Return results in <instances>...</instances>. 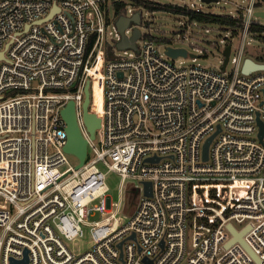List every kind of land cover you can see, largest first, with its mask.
<instances>
[{
  "label": "built area",
  "instance_id": "built-area-1",
  "mask_svg": "<svg viewBox=\"0 0 264 264\" xmlns=\"http://www.w3.org/2000/svg\"><path fill=\"white\" fill-rule=\"evenodd\" d=\"M121 1L0 0V264H264V75L241 72L259 1L236 5L241 42L230 60L226 39L237 34L224 31L219 68L168 56L146 28L145 9L127 3L113 15ZM171 4L207 12L195 0ZM137 13L139 23L120 32L117 19ZM135 28L136 47L118 49ZM96 74L100 126L90 139L82 104L89 82L93 112ZM70 101L88 141L78 169L64 151L61 111ZM98 163L120 177L117 203ZM128 181L137 182L130 216L123 214ZM210 187L218 195L225 189V200L205 194V204L192 202L197 188ZM229 226L245 230L253 255L238 241L229 245ZM85 228L91 246L74 253L67 242Z\"/></svg>",
  "mask_w": 264,
  "mask_h": 264
},
{
  "label": "rangeland",
  "instance_id": "rangeland-1",
  "mask_svg": "<svg viewBox=\"0 0 264 264\" xmlns=\"http://www.w3.org/2000/svg\"><path fill=\"white\" fill-rule=\"evenodd\" d=\"M160 3H172L173 0H154ZM220 0L218 3H202L200 0H195V4H203V9L207 12L216 14V15H229L233 16L236 13V5H247V1L244 0ZM259 2L256 5L257 10L264 11V1L258 0ZM145 19H149V25H146V28L149 30L150 35L156 39H166L168 43H163L165 45L161 46V49H164L168 46L172 48H183L189 54H197L199 57L192 61L190 56L180 57V61L183 62L185 66L192 64H201L205 67H214L219 68V60L222 58V48L223 44H219L220 39H223L225 32L219 29L217 25L213 24H203V23H188L185 18H179L174 15L155 12L148 13L145 15V12H142ZM262 25H264L263 18H256ZM140 31L145 33V25L142 24L139 26ZM227 43H231L232 52L230 55V60L236 56L237 49L241 42L240 33L233 37H228L226 39ZM210 43H216L220 46H212ZM203 51V53H199ZM115 52H121L120 50H115ZM243 57L250 58L256 62L264 63V39L254 36L247 35L244 40L243 47ZM234 64L230 63L227 66L226 74L230 73L233 70ZM254 75H264V71H259L254 73ZM94 86V103H93V114L97 116L101 109V77L98 74L95 76V83H92ZM91 84V85H92ZM92 94V87H90ZM93 96V95H92ZM98 117V116H97ZM96 139L99 141V134ZM98 145V143H97ZM89 156L92 157L91 150ZM70 161L73 163L76 161V158L73 155H69ZM98 167L105 173V183L109 189L108 196L111 199L112 203H117L121 199L122 195H119V184L120 177L112 172L107 171L106 168L101 164H97ZM137 182L128 181L126 183V193L123 196V207L124 215H131V211L134 209V204L136 201L137 193L134 191V185ZM108 199V203H110ZM99 217L96 216L93 220H97ZM85 234L82 238L67 242L68 247L77 254L84 253L91 246V239L88 232V229H84Z\"/></svg>",
  "mask_w": 264,
  "mask_h": 264
},
{
  "label": "water",
  "instance_id": "water-1",
  "mask_svg": "<svg viewBox=\"0 0 264 264\" xmlns=\"http://www.w3.org/2000/svg\"><path fill=\"white\" fill-rule=\"evenodd\" d=\"M264 1V0H263ZM204 2L209 3L210 0H204ZM254 16L257 18H263L264 19V11H260L257 10L254 13ZM132 21L135 23H139L140 21V17L139 14H135L133 17H120L119 19H117L116 21V26L119 29L120 32L123 31L124 27L128 25V23ZM139 37V30L135 28L134 32H133V36L130 39H126L125 37H122V39L116 44V47L118 49H124V48H135V40ZM229 53H230V45H227L223 51V55H224V61L223 64L221 65V69L224 70L225 66L228 62V58H229ZM166 54L168 56H170L171 58H177L178 56H182V57H186L187 56V51L183 48H172L170 46L166 47ZM192 56V55H191ZM3 57V53L0 52V58ZM258 71H264V64H259L256 63L255 61H253L250 58H245L242 68H241V72L243 74H249L252 72H258ZM89 82L86 83L85 87H84V99H83V104H82V111H83V123L89 133V137L90 139H93L95 136V130L97 128H99L100 126V119L98 117H96L95 114L90 113L88 111V105L90 102V98H89ZM61 117L64 120L65 124H66V144L64 147V151L68 154L73 155L76 158V165L75 168L78 169L81 166H83L84 161L86 159L87 156V139L83 137L79 126H78V122L76 119V114H75V108H74V102L70 101L65 108L61 111ZM258 124L260 126L261 129V135L263 134V125L260 121H258ZM211 140L208 139L207 142L204 145V149H203V158L206 159L207 158V147L209 144V141ZM145 195H150V183H145ZM230 231L233 233V239L230 241L229 245L235 241H238L240 243H242L244 246L245 244L242 241V235L244 233V231L237 233L231 226H229ZM246 247V246H245ZM246 249L249 251L250 254H252L250 252V250L246 247ZM253 255V254H252ZM24 262H26V258L23 260ZM11 263L14 264L15 261L11 260Z\"/></svg>",
  "mask_w": 264,
  "mask_h": 264
},
{
  "label": "trees",
  "instance_id": "trees-1",
  "mask_svg": "<svg viewBox=\"0 0 264 264\" xmlns=\"http://www.w3.org/2000/svg\"><path fill=\"white\" fill-rule=\"evenodd\" d=\"M127 3L140 6L145 9L148 13L163 12L174 15L179 18H185L188 23H203L217 25L219 29L225 31L226 29H233V33L237 34L242 27V21L240 19L233 18L229 15H216L210 12H196L194 10L186 9L178 5L171 3H160L154 0H122L113 4V15L121 16L124 14L125 6ZM258 5V4H257ZM149 25V22L146 23ZM250 35H254L264 39V25L258 20H253L249 29ZM153 39L160 43H168L166 39ZM212 46H216V43H210ZM223 193L218 195L215 188H197L195 194L192 196V202L197 204H205V194L208 198L214 201H224L226 197V190L222 189Z\"/></svg>",
  "mask_w": 264,
  "mask_h": 264
}]
</instances>
